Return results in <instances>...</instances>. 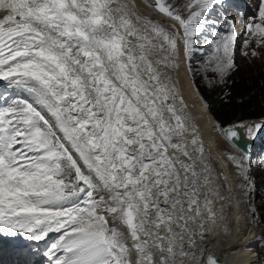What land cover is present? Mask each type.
Listing matches in <instances>:
<instances>
[{
    "label": "snow or ice",
    "instance_id": "1",
    "mask_svg": "<svg viewBox=\"0 0 264 264\" xmlns=\"http://www.w3.org/2000/svg\"><path fill=\"white\" fill-rule=\"evenodd\" d=\"M231 7L0 0V264H220L208 237L226 230L232 185L173 73L226 82L238 51L261 55L264 0L243 38ZM217 131L241 152L225 158L245 193L240 141L264 119Z\"/></svg>",
    "mask_w": 264,
    "mask_h": 264
},
{
    "label": "bare ground",
    "instance_id": "2",
    "mask_svg": "<svg viewBox=\"0 0 264 264\" xmlns=\"http://www.w3.org/2000/svg\"><path fill=\"white\" fill-rule=\"evenodd\" d=\"M234 7V6H233ZM237 13V12H236ZM232 17L240 18L237 14L232 15ZM245 18V16L243 15ZM248 17V16H246ZM243 18V19H244ZM236 19V20H237ZM240 21V20H239ZM244 22V21H243ZM237 23V21H236ZM238 24V23H237ZM239 25V24H238ZM237 25V26H238ZM240 27V26H239ZM243 28V26H242ZM241 28V29H242ZM173 77L179 81L178 87L181 89L186 103L189 105L188 111L191 113V116L201 129L208 128L207 137H203L204 144L207 142L211 143L213 149H209L207 153L210 154L211 163L214 164V169L220 167V171L224 170V172L229 176L228 182L232 185V196L234 197L233 201H235V208H240L239 211H235V220L237 221V230L235 233L227 234V227L217 228L215 232L212 233L211 236L208 237V240H212L213 238H218L219 241H215L211 246L210 250L213 254L220 255L222 264H256L255 250L259 239L255 238L256 227L248 229V227H243L246 223L241 220V202L238 200V192L236 190V177L234 181L233 174L230 172V167L228 161L226 160L220 146L217 143V139L220 135H218V131L216 128V123L210 111L205 109V105L200 97V93H198L197 89L193 85V80L191 76L186 72L183 67L178 71L173 73ZM210 115V117H209ZM204 130V131H205ZM221 137V136H220ZM208 144V143H207ZM218 145V146H217ZM208 146V145H207ZM208 149V148H207ZM207 151V150H206ZM223 154V155H222ZM216 161V162H215ZM217 167V168H218ZM219 169H215L219 172ZM235 174V173H234ZM234 181V182H233ZM227 182V183H228ZM241 204V205H240ZM244 218V217H243ZM246 229V232H243V229ZM249 230V231H248ZM258 231H260L258 229ZM245 243V245H243ZM239 248V249H238ZM255 259V260H254Z\"/></svg>",
    "mask_w": 264,
    "mask_h": 264
},
{
    "label": "rangeland",
    "instance_id": "3",
    "mask_svg": "<svg viewBox=\"0 0 264 264\" xmlns=\"http://www.w3.org/2000/svg\"><path fill=\"white\" fill-rule=\"evenodd\" d=\"M232 1H233L232 5L234 7L229 8L227 10V13H228L229 16L237 14L240 17V18H238L236 20L237 23L239 24V25L237 24L238 25L237 26V30L240 32L241 37L243 38V28H242V26L244 25V23L247 20L246 16H248L252 12L253 6L256 4L257 0H232ZM243 15L245 16V18L243 17ZM259 51H260L261 55L259 57H252V58L247 57V56H243L238 51L237 55H236V68H235V70L232 71V74L229 75L226 78V82H213V83L210 84L206 79L203 78V74L202 73L195 74L194 76L196 78L197 86L199 87V89H201L203 91V93L207 97L208 101L211 102L210 101V98H211L210 95L212 93H216L217 96H218L220 91L219 92H214V91L222 89V87L224 85H228V84L235 85L237 83L241 84V82L244 81V79H246L247 77H254L256 75H259L260 72L264 74V49H260ZM195 63L196 62L194 61V66H195ZM259 79L261 80V82H264V77L263 78L261 77ZM217 96L213 97L212 99H214V100L217 99ZM236 120H238V119H236ZM236 120H234V121H236ZM204 130L205 129H201L200 131H201V135L205 138V137H207V134H208V132H207L208 128L205 131ZM205 133H207V134H205ZM216 141H217L216 144H218L220 146V149L222 150V152H223L225 157H226V155L228 153H231V154L236 155V156H240V154H239L240 152L237 149H235L231 144H228L227 142H225L222 137L219 136V138ZM207 143L205 145V148H206V150L208 152L209 149H213L212 148L213 145L211 143H209V142H207ZM258 163H259V160L256 158V159L253 160V163L251 164V169L248 172V175L250 177L251 183L248 186V188L246 189V192L245 193H240V192L237 191L238 192V200H240V202L242 204V205L240 204L242 206V214H241L240 217H241V220L243 222H244V220H246L248 222V224L245 223L244 226H243V227L247 226L248 229H251V228H253L256 225V220H252L251 216L247 212L248 207L250 205L257 206V208H258L257 212H259V213L263 212V210H264V206L262 205V204H264V200H258L257 198H255V197H258V196L254 195L253 190L257 189L258 187H256L255 185H252V179H251L253 173L257 172V171L253 170V166L255 164H258ZM228 164H229V167L231 168L230 172L233 174L234 181H235V174L234 173L236 172V170H235V168L232 166V164L229 161H228ZM212 166H214L213 162H212ZM216 166L218 167V165H216ZM217 167H215V169H219L220 168V167H218V168ZM220 169H219V171H220ZM255 175H257V174H255ZM259 176H261V174H259ZM227 182L221 181V183H227ZM228 183H230V182H228ZM236 183L238 184V178L236 179ZM231 194H233V193H231ZM241 195H244V200H241L239 198ZM239 209L240 208L237 209V207L235 208V201H233L231 203L230 207L226 208L225 215H226V218L228 220V223L226 225L227 234L228 235L230 233L233 234V233H235L237 231L235 229H237V225L238 224H237V221L235 220L236 219L235 215H233V214H236L235 211H237V210L239 211ZM261 227L264 230V226H261ZM242 231L247 234L245 228ZM243 245H245V243H243ZM257 248H258L259 256H260V259H261L260 264H264V238L263 237L261 238L260 244H259V246ZM254 258L256 259V256ZM32 259H34V257H32ZM256 264H258V259H256Z\"/></svg>",
    "mask_w": 264,
    "mask_h": 264
},
{
    "label": "trees",
    "instance_id": "4",
    "mask_svg": "<svg viewBox=\"0 0 264 264\" xmlns=\"http://www.w3.org/2000/svg\"><path fill=\"white\" fill-rule=\"evenodd\" d=\"M263 75L260 72L259 75L254 77H247L241 84L224 85L222 89L214 91H220L219 97L216 93L210 95L211 102L208 101L201 89H198V91L203 97L210 111L209 113H211L210 115L219 125L236 119L262 116L264 115V82H261L259 78H263ZM215 96H217V99H212ZM258 153H261L260 148ZM255 170L258 172L255 182L257 184L259 182L263 183V191L261 195H258V198L264 200V156H262L259 165L255 166ZM262 205L264 206V204ZM262 220H264V210L260 214V221Z\"/></svg>",
    "mask_w": 264,
    "mask_h": 264
},
{
    "label": "water",
    "instance_id": "5",
    "mask_svg": "<svg viewBox=\"0 0 264 264\" xmlns=\"http://www.w3.org/2000/svg\"><path fill=\"white\" fill-rule=\"evenodd\" d=\"M260 119H264V116H260V117H246V118H242V119L236 120V121H234L232 123H226L224 126L227 127L229 125H233V124H236V123L241 122V121L248 122V121H256V120H260ZM256 139L254 141L242 140V141H240V143L243 145L244 149L246 151L250 152V154H251L252 151L254 150V143H255ZM258 232L259 231L257 229L256 235L258 234ZM216 256L219 259L220 264H222V260H221L220 255H216Z\"/></svg>",
    "mask_w": 264,
    "mask_h": 264
}]
</instances>
